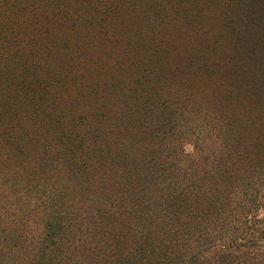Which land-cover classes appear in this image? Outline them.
Masks as SVG:
<instances>
[{"label":"trees","instance_id":"16d2710c","mask_svg":"<svg viewBox=\"0 0 264 264\" xmlns=\"http://www.w3.org/2000/svg\"><path fill=\"white\" fill-rule=\"evenodd\" d=\"M0 264H264V0H0Z\"/></svg>","mask_w":264,"mask_h":264},{"label":"rangeland","instance_id":"374dc122","mask_svg":"<svg viewBox=\"0 0 264 264\" xmlns=\"http://www.w3.org/2000/svg\"><path fill=\"white\" fill-rule=\"evenodd\" d=\"M221 46V45H220ZM222 47V46H221ZM220 53V52H219ZM168 64V67H167V69H174V67H173V65H171L170 63H172V62H170V61H167V60H165ZM175 69H185V68H181V67H178V68H175ZM187 69V68H186ZM192 70V72L193 71H197V73H195L194 74V76L197 78V79H190V80H186L184 83H186V85L189 87V88H191V89H201L202 87L201 86H204V85H208L210 82H205V81H207L206 79H205V77L203 78V80L200 82V76H202L201 74H200V72L197 70V69H191ZM199 79V80H198ZM206 91H207V88H206ZM203 97H204V95H203Z\"/></svg>","mask_w":264,"mask_h":264}]
</instances>
